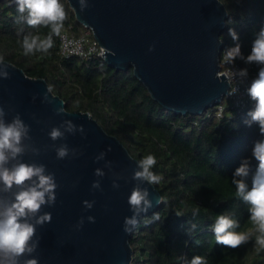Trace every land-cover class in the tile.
Here are the masks:
<instances>
[{
    "label": "water",
    "instance_id": "obj_1",
    "mask_svg": "<svg viewBox=\"0 0 264 264\" xmlns=\"http://www.w3.org/2000/svg\"><path fill=\"white\" fill-rule=\"evenodd\" d=\"M67 1L76 19L90 28L104 47L107 58L103 59L114 68H133L151 96L168 110L202 114L227 95L228 78L218 74L221 32L228 16L221 0H88L89 7L83 12L78 0ZM153 44L155 50L149 52ZM3 62L9 65L10 73L9 79H0V105L8 113L6 120L19 113L30 126L32 143L41 149L40 155L27 153L21 159L44 164L55 173L59 186L55 205L41 209V214L51 213L52 220L36 227L33 239L39 241L37 250L32 256L22 257L21 264L31 258H37L38 264H131L130 240L135 228L125 233L123 222L132 215L128 197L137 182L120 179V187L113 189L112 181L113 173L130 178L139 160L90 112L67 110L65 101L51 90L45 78L29 76L14 63ZM48 89L52 103L43 100ZM61 106L65 113L57 115L55 109ZM63 120L83 125L86 135L77 132L53 142L48 133ZM53 143H66L82 155L58 160L53 149L44 150ZM109 148L111 151H107ZM101 151L112 162L111 171L104 168L105 161L94 162ZM98 167L105 172L103 178L94 175ZM96 179L101 180L103 191L91 189ZM141 187L148 188L153 200V207L141 214L144 216L156 210L159 204L155 201L162 195L155 185L145 182ZM84 200H94L93 208L85 210ZM89 215L95 217V223L85 219L83 228L77 231L74 225L81 216Z\"/></svg>",
    "mask_w": 264,
    "mask_h": 264
},
{
    "label": "trees",
    "instance_id": "obj_2",
    "mask_svg": "<svg viewBox=\"0 0 264 264\" xmlns=\"http://www.w3.org/2000/svg\"><path fill=\"white\" fill-rule=\"evenodd\" d=\"M221 1L228 11L221 32L223 44L233 47L238 42L246 57L264 27V0ZM60 3L66 13L64 27L70 22L80 25L67 0ZM19 16L16 0H0V57L29 76L45 78L51 90L65 101L67 110L90 112L138 160L149 154L156 158L152 171L162 177L155 186L163 203L141 216L133 230L131 264H187L193 256L204 257L206 264H264V249L255 244L259 233L249 219L248 206L236 195L231 182L244 159L250 160L249 186L258 167L252 148L261 139L259 127L244 123L254 106L250 97L247 95V104L240 111L224 97L221 118L207 116L220 103L202 114L168 110L151 96L133 68H114L97 56L62 58L56 35L48 53L25 55L24 37L31 34L46 38L50 27L33 28L26 23L27 12L24 20H18ZM230 28L238 34V41L229 35ZM236 62L251 74L247 91L258 66L240 59ZM225 98L229 104L224 103ZM154 213H159L160 220L153 219ZM222 213L239 221L235 231L251 234L238 248L216 244L211 225Z\"/></svg>",
    "mask_w": 264,
    "mask_h": 264
},
{
    "label": "clouds",
    "instance_id": "obj_3",
    "mask_svg": "<svg viewBox=\"0 0 264 264\" xmlns=\"http://www.w3.org/2000/svg\"><path fill=\"white\" fill-rule=\"evenodd\" d=\"M16 3L17 12L20 14L18 20H24V13L27 12L26 23L29 26L33 28L50 27V33L46 38L41 39L40 36L31 34L24 37L22 41L24 54L48 53V50L53 47V35H60L66 19V13L60 0H16ZM78 3L81 12L89 7L88 0H78ZM229 35L234 42L239 40L234 29H229ZM154 50L155 44L150 45L148 51ZM110 55L114 56L115 53L110 51ZM106 58L107 55L104 56V59ZM221 58L228 65L240 59L245 64L257 65L259 69L250 87L247 88V95L254 106L247 112L248 118L244 121L249 127L253 124L259 127L261 139L256 140L252 148V157L258 162V167L251 176V186H249L250 160L244 159L234 171L231 182L236 186V195L248 206L249 219L255 225L256 232L259 233L255 238V244L259 249H264V27H261L256 34L248 56L245 57L242 54L241 46L237 42L235 46L225 49ZM8 66L0 57V79L10 78ZM233 75L244 80L248 77V69H239L233 72ZM49 92L50 89L44 93L43 100L52 103L49 99ZM236 92L237 89L229 90L228 95H234ZM12 110L8 109V111ZM55 112L57 115L64 114L65 108L57 107ZM7 114L5 108L0 105V264H21L22 257L32 256L37 250L39 241L33 239L36 227L50 223L52 220L51 213L41 214V209L42 206L55 205L56 189L59 186L55 173L49 172L44 164L22 161L21 157L27 153L33 156L40 155L41 149L32 143L30 126L24 122L20 114L16 113L11 121L6 120ZM77 132L82 136L86 135L83 125H76L71 120H63L58 127H52L48 135L55 142L65 140L67 135H75ZM48 148L55 151L58 160L78 158L82 155L78 149L69 148L66 143H61L59 146L53 143L45 146L44 150L47 151ZM107 151H111V148ZM106 154L105 151H101L95 156L94 162L105 161L104 168L111 171L112 162L105 159ZM136 164L137 167L130 178L113 173V189L120 187L117 182L120 179H131L137 182L128 197L132 215L124 218L123 231L125 233H130L136 227L138 217L153 207L148 188L141 187V185L145 182L155 185L162 179L152 171L156 164L154 155L149 154ZM94 175L103 178L105 172L98 167L94 170ZM91 189L103 191L101 180H94ZM160 203H163V200L159 197L155 204ZM94 204V200L83 201L85 210L92 209ZM152 217L154 220H160L159 213H154ZM85 219L89 223H95L94 216H81L74 225L77 231L83 228ZM239 226V221L231 215L226 213L217 215L215 222L211 225L216 244L235 249L246 243L251 234L235 231ZM194 228L195 225H191L190 232ZM23 264H38V259H24ZM187 264H206V260L202 256H193Z\"/></svg>",
    "mask_w": 264,
    "mask_h": 264
},
{
    "label": "built area",
    "instance_id": "obj_4",
    "mask_svg": "<svg viewBox=\"0 0 264 264\" xmlns=\"http://www.w3.org/2000/svg\"><path fill=\"white\" fill-rule=\"evenodd\" d=\"M58 53L62 58L70 59L78 57L80 59H89L93 56L104 58V47L100 45L98 40L94 37L90 28L80 24L76 25L74 22H70L62 30L58 36ZM230 46L223 44L220 54V71L219 75L225 74L230 83L229 90L237 89L234 95L229 96L228 93L225 97H228L232 101V107L240 111L245 108L247 104V91L246 86L250 82V72L248 71V77L241 80L239 77H234L233 72L243 69L235 60L234 64H226L222 57L225 49ZM228 90V92H229ZM225 106L220 103L216 106L213 112H207V116L215 115L218 118L223 117Z\"/></svg>",
    "mask_w": 264,
    "mask_h": 264
},
{
    "label": "rangeland",
    "instance_id": "obj_5",
    "mask_svg": "<svg viewBox=\"0 0 264 264\" xmlns=\"http://www.w3.org/2000/svg\"><path fill=\"white\" fill-rule=\"evenodd\" d=\"M68 2V1H67ZM225 104H229V100L227 98L224 99Z\"/></svg>",
    "mask_w": 264,
    "mask_h": 264
}]
</instances>
